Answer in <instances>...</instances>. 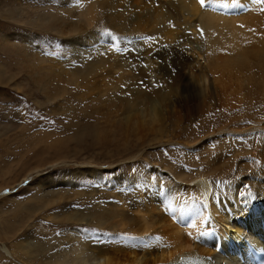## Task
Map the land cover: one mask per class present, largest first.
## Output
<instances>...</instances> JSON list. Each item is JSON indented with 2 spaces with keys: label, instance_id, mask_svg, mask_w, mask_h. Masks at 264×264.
I'll return each mask as SVG.
<instances>
[{
  "label": "bare ground",
  "instance_id": "1",
  "mask_svg": "<svg viewBox=\"0 0 264 264\" xmlns=\"http://www.w3.org/2000/svg\"><path fill=\"white\" fill-rule=\"evenodd\" d=\"M71 1L68 10L26 15L59 34L76 53L86 51L85 42L102 53L80 58L76 65L82 68L54 79L39 61L31 80L50 102L64 97L73 82L91 83L108 64L103 77L122 81L127 94L119 100L102 96L107 105L97 114L106 118L105 141L125 146L132 138L153 137L150 141L165 144L171 155L159 152L154 159L166 176L156 168L154 181L139 176L135 182L143 192L131 204L125 197L121 209L104 213L115 233L127 234L121 243L102 248V255L81 243L52 264H250L253 249L264 250V0H205L203 7L199 0ZM102 23L118 38L115 52L121 58L103 53L107 45L99 44L101 39L92 43ZM2 40L20 59L27 56L19 55L9 37ZM146 71L156 77L157 88L136 87ZM55 83H63L60 90ZM113 86L105 93L114 92ZM212 111L219 117L215 129L208 126L209 117L201 129L181 126ZM167 122L174 127V142H163ZM184 134L187 141H179ZM172 144L183 147L179 157ZM221 181L228 183L220 190Z\"/></svg>",
  "mask_w": 264,
  "mask_h": 264
},
{
  "label": "rangeland",
  "instance_id": "2",
  "mask_svg": "<svg viewBox=\"0 0 264 264\" xmlns=\"http://www.w3.org/2000/svg\"><path fill=\"white\" fill-rule=\"evenodd\" d=\"M67 1L0 0V264H52L53 260L69 255L75 245L87 242L92 245V252L99 249L98 253L102 255V248L111 250L116 240L121 243L122 237H127V234L115 233L111 229L104 213L121 209L125 197L131 204L133 198L143 192L139 191V182H135L139 176L140 180L149 176L155 180L156 169L160 175L166 176L167 173L156 167L154 159L159 152L167 158L171 153L165 144L150 141L153 137L145 142L132 138L125 146L106 142L107 136L103 138L106 118L98 116L99 108L107 105L105 101L109 96L119 100L127 94L122 81H116L114 76L103 77L110 72L108 64L106 71L98 73L100 76H93V79L96 77L94 83L92 79L91 83L77 85L69 80L68 84L73 83L67 88L68 94L50 102L39 83L31 80L30 75L40 67L39 61L46 69L47 78L54 79L52 75L60 72L68 75L74 68H82L76 65L80 58L89 59V55L93 58L102 53L89 42L83 44L86 53L81 50L76 53L59 34L44 30L43 26L37 25L36 17L26 15L30 10L33 14L40 10L42 15L51 9L54 12L56 9L68 10L73 2ZM103 26L105 23L93 33L92 43L101 39L99 44L108 47L103 53L121 58L112 48L118 38L105 35L110 32ZM4 37L15 42L19 55L24 53L27 56H20V59L12 51V45L2 40ZM128 42L134 48V42L131 39ZM29 57L32 61H28ZM31 64L34 69L30 68ZM146 73L150 72L138 75L144 76V80L136 87L144 83L157 88L156 77L153 78L152 74L148 77ZM113 84L114 92H110L111 95L105 93ZM62 85L54 84L58 90ZM102 96L107 98L102 99ZM202 112L193 122L181 126L194 129L200 126L201 129L209 117L213 121L208 126L217 128L219 117L214 114L216 111L208 113L207 117H203ZM169 122L166 123L163 142L176 140L174 127ZM187 138L184 134L179 141H187ZM178 145L172 144L170 149L177 150L179 157L183 147ZM223 182H219L220 190L228 183ZM27 247L36 251L32 249V253L27 254ZM108 253L111 252L105 254Z\"/></svg>",
  "mask_w": 264,
  "mask_h": 264
},
{
  "label": "snow or ice",
  "instance_id": "3",
  "mask_svg": "<svg viewBox=\"0 0 264 264\" xmlns=\"http://www.w3.org/2000/svg\"><path fill=\"white\" fill-rule=\"evenodd\" d=\"M199 3L201 4V6L203 7L204 6V4H205V0H199ZM201 34H203V32H202V30H201ZM105 35H111V33H105ZM113 39H115V37H113ZM113 47L117 50V51H119L120 49H119V47L118 46H116V45H113ZM86 231V230H85Z\"/></svg>",
  "mask_w": 264,
  "mask_h": 264
}]
</instances>
